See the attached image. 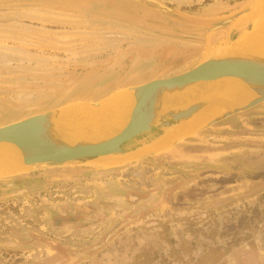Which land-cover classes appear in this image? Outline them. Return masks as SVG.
<instances>
[{
	"label": "rangeland",
	"instance_id": "1",
	"mask_svg": "<svg viewBox=\"0 0 264 264\" xmlns=\"http://www.w3.org/2000/svg\"><path fill=\"white\" fill-rule=\"evenodd\" d=\"M157 1L175 13L132 0H0V127L187 72L230 30L201 45L167 27L198 29L189 18H226L254 0ZM127 45L164 50L124 82L130 61L80 66ZM206 125L122 164L0 177V264H264V104L197 134Z\"/></svg>",
	"mask_w": 264,
	"mask_h": 264
},
{
	"label": "water",
	"instance_id": "2",
	"mask_svg": "<svg viewBox=\"0 0 264 264\" xmlns=\"http://www.w3.org/2000/svg\"><path fill=\"white\" fill-rule=\"evenodd\" d=\"M132 1L144 5L153 4L160 13L172 15L175 13L172 8L157 0ZM263 15L264 0H254L245 9L226 18L209 20L189 18L192 24L199 27L198 29L180 30L167 27L186 36L185 38L172 36L174 39L201 45L206 44L207 37L212 33L223 30H230V33L225 43L195 68L169 78H159L132 87L136 104L130 122L122 132L110 138L98 141L86 139L72 143L61 124L64 111L68 108L86 104L92 109H101L107 101L104 100L97 103L81 102L68 105L1 126L0 144L15 145L22 153L23 163L32 167L97 163L107 157L140 154L169 138L213 104L225 105L228 103L219 98H201L187 106L174 102L180 95L197 88L201 83L238 78L248 84L257 97L245 105L236 103L231 105L221 115L216 116L201 128L197 134L234 115L264 104V52L245 51L230 54L226 51L238 39L236 36L241 30ZM164 26L166 27V25ZM163 50L159 47L147 49L133 45L116 51L113 56L107 59L87 62L80 66L92 68L109 65L112 69H116L130 60V67L123 77L126 78L141 63L154 59ZM195 55V52H190L187 59Z\"/></svg>",
	"mask_w": 264,
	"mask_h": 264
},
{
	"label": "bare ground",
	"instance_id": "3",
	"mask_svg": "<svg viewBox=\"0 0 264 264\" xmlns=\"http://www.w3.org/2000/svg\"><path fill=\"white\" fill-rule=\"evenodd\" d=\"M255 30L241 40L233 42L226 50L230 54H238L245 51L264 52V20H255ZM257 94L244 81L238 78H226L214 82L201 83L195 89L180 95L174 102L187 106L201 98H219L228 103L223 105L215 103L204 113L198 115L191 122L181 127L173 136L155 144L152 152L163 151L171 140L196 130L200 126L208 124L216 116L221 115L231 105H245L254 100ZM136 104L134 92L118 91L112 95L101 109H92L86 104H80L68 108L62 116V127L68 139L72 143L80 140L98 141L110 138L122 132L130 122L132 112ZM165 148V149H164ZM143 153V152H142ZM158 153V152H157ZM141 154V153H140ZM126 157V158H125ZM133 158L107 157L103 164H122ZM32 166L23 163L21 151L13 144H0V177L13 176L22 170H28Z\"/></svg>",
	"mask_w": 264,
	"mask_h": 264
},
{
	"label": "crops",
	"instance_id": "4",
	"mask_svg": "<svg viewBox=\"0 0 264 264\" xmlns=\"http://www.w3.org/2000/svg\"><path fill=\"white\" fill-rule=\"evenodd\" d=\"M258 20L260 19V18H257ZM257 19H255V20H257ZM129 46H131V45H127L126 47H122V48H118L117 50H115L114 52H113V54L111 55V56H113L114 54H115V52L116 51H118V50H120V49H126L127 47H129ZM144 48H147V49H149V48H151V47H144ZM176 54H179L178 55V57H181V56H183V52H181V53H176ZM111 56H109V57H111ZM109 57H107V58H109ZM127 61H130V60H127ZM126 61V62H127ZM126 62H124L120 67H118V68H121L122 67V69H124V65H125V63ZM148 62V61H147ZM109 68H111L109 65H107ZM129 67H130V65H129ZM112 69V68H111ZM129 69V68H128ZM128 69H127V71H128ZM115 70V69H114ZM126 71V72H127ZM126 72L121 76V78H119L117 81H115V82H124L132 73H130V75L129 76H127L126 78H123L124 77V75L126 74ZM153 80H155V79H153ZM150 81H152V80H150ZM150 81H148V82H150Z\"/></svg>",
	"mask_w": 264,
	"mask_h": 264
}]
</instances>
